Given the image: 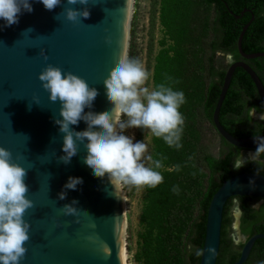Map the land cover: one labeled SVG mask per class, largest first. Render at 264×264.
Here are the masks:
<instances>
[{"label":"water","instance_id":"obj_1","mask_svg":"<svg viewBox=\"0 0 264 264\" xmlns=\"http://www.w3.org/2000/svg\"><path fill=\"white\" fill-rule=\"evenodd\" d=\"M30 2L33 11L22 12L17 24L5 27V21L0 19V147L12 153V162L28 169L24 182L29 189L27 198L34 205L24 215L30 225V239L24 245L27 252L19 264H123L119 223L123 216L117 211L112 185L107 176L95 177L83 162L87 155L83 144L70 163L59 161L64 155L63 133L54 120L62 119L60 104L49 101L38 74L47 65H53L62 72L79 76L99 93L93 107L85 108L84 112L109 111L113 105L107 99L102 81L120 57H127L130 0H89L87 5H67V0H61L52 11L46 10L38 0ZM65 7L78 11L87 8L90 16L81 18V22L67 21L61 14ZM247 27L248 23L242 26L236 39V51L242 60L228 63L211 113L218 136L240 153H254L256 137L264 138V135L235 138L221 127L218 113L231 76L240 68L250 79L262 109L259 113L264 115L262 84L243 62L264 58V52H242L241 38ZM106 37L110 43L105 42ZM41 49L47 59L40 55ZM70 127L84 131L87 124L81 120ZM69 177H79L83 183L76 190L64 189ZM62 191L67 193L63 200L58 199ZM235 197L264 200V176L240 173L223 181L213 193L206 211L198 264H215L223 206ZM73 200L78 202L74 206L79 215H64L61 207ZM258 239L264 240V234L241 236L243 244L232 264H243Z\"/></svg>","mask_w":264,"mask_h":264},{"label":"trees","instance_id":"obj_2","mask_svg":"<svg viewBox=\"0 0 264 264\" xmlns=\"http://www.w3.org/2000/svg\"><path fill=\"white\" fill-rule=\"evenodd\" d=\"M157 6L159 25L170 44L159 43L152 68V87L166 83L184 93L186 102L179 111L185 123L179 149L170 148L151 134V156L162 160L163 167L156 170L164 179L155 188L144 187L145 203L139 218L144 231L139 236L140 249L135 259L138 264H198L206 211L213 193L223 181L237 174L248 172L264 176L262 162H248L238 170L233 167L240 150L223 141L211 122L224 74L213 67L212 56L220 52L231 54L233 60L240 58L236 39L247 23L241 38L242 52H264V0H157ZM127 57L132 59L130 44ZM247 64L264 90V58L247 60ZM252 109L262 111L250 79L236 68L221 103L218 122L238 139L262 136L264 121H252L249 116ZM204 124L219 140L216 157L201 142ZM176 165L180 166L179 171L175 170ZM174 186L179 188V194L173 192ZM232 199L223 206L215 264H232L239 255L233 252L226 260L222 258L230 246L225 228L230 222L227 214ZM234 199L242 210L241 234L264 230V204L255 211L249 208L255 199ZM255 217L262 222L256 223L254 231H248L244 225ZM261 262H264V240L258 239L243 264Z\"/></svg>","mask_w":264,"mask_h":264},{"label":"clouds","instance_id":"obj_3","mask_svg":"<svg viewBox=\"0 0 264 264\" xmlns=\"http://www.w3.org/2000/svg\"><path fill=\"white\" fill-rule=\"evenodd\" d=\"M38 2L46 10L52 11L60 5L61 0ZM88 3L89 0H67V5ZM32 11L30 0H0V19L5 21V27L17 24L22 12ZM61 14L73 23L90 16L87 8L78 11L73 7H65ZM105 42L110 43V40L106 37ZM40 55L47 59L43 49ZM227 58L229 62L233 59L231 54ZM148 77L149 73L139 60L120 57L102 81L107 99L113 107L101 113H85V108L93 107L98 90L71 72H62L58 67L47 65L38 74V80L48 92L49 101L60 104L59 116L62 119L54 120L63 133L61 150L64 155L58 158L59 161L70 163L79 145L83 144L87 151L83 162L95 177L107 176L117 195L124 187L155 188L161 184L164 178L156 169L163 167L162 160L145 156L147 144L144 141L134 143L130 136L123 133L129 128L148 130L170 148H181L185 121L179 109L186 100L182 91L174 90L166 83L155 85L150 90L145 86ZM81 120L87 124V129L74 131L70 126L77 125ZM256 143L254 153L247 158L241 154L236 158L233 163L235 169L264 156V138L256 137ZM145 160L150 162L148 166ZM179 168V165L175 166L176 171ZM27 174L28 169L12 162V153L0 147V264H19L27 252L24 245L30 239V225L24 220V215L34 206L27 198L29 189L24 182ZM82 183L79 177H69L63 187L76 190L77 185ZM172 190L179 194L177 186ZM66 195L62 191L58 193V199L63 200ZM77 203L73 200L71 204L61 207V211L66 216H78V208L74 206ZM236 214L241 215L242 210L237 208Z\"/></svg>","mask_w":264,"mask_h":264},{"label":"rangeland","instance_id":"obj_4","mask_svg":"<svg viewBox=\"0 0 264 264\" xmlns=\"http://www.w3.org/2000/svg\"><path fill=\"white\" fill-rule=\"evenodd\" d=\"M132 8L129 27V31L132 28V34L131 36L129 35L128 45L130 44L131 46L132 59L139 60L145 70L149 73L145 86L151 90L153 88L151 81L152 68L154 64V57L160 49L159 43L164 42L165 45H168L170 42L166 39L158 22L157 0H133ZM227 55L228 54L220 52L214 53L212 56V65L216 70L224 71L227 68L229 63ZM123 134L130 136L134 143L144 141L148 146L145 156L152 154L150 131L142 130L140 128H129L126 129ZM201 134L202 144L208 148V151L212 156L216 157L219 152V140L217 136L208 128L206 124L201 127ZM243 155L246 156V152ZM144 162L146 166L150 164L147 160ZM258 162L264 163V160H259ZM121 197L123 199L122 201H124V246L127 255V264H138L135 257L138 256L140 249L139 236L144 231V225L140 223L139 218L145 203V188L124 187L121 190ZM234 206V201H231L227 214L230 222L225 228L226 238L230 240V246L228 251L222 255L223 260L228 258L229 253L239 252V246L235 245L236 242L234 244L231 240V237L235 234L233 229L237 219ZM233 240H235V238Z\"/></svg>","mask_w":264,"mask_h":264},{"label":"flooded vegetation","instance_id":"obj_5","mask_svg":"<svg viewBox=\"0 0 264 264\" xmlns=\"http://www.w3.org/2000/svg\"><path fill=\"white\" fill-rule=\"evenodd\" d=\"M242 59L241 58H238V59H235V60H233L232 59V61H241ZM243 62H245L246 64H247V60H243ZM248 65V64H247ZM251 111H254V112H257V113H259V112H261V111H256V110H254V109H252V110H250L249 111V114H250V112ZM250 116V115H249ZM252 117V116H251ZM250 117V118H251ZM251 120H252V118H251ZM252 121H257V120H252ZM259 121H261V120H259ZM245 152H243V153H241V155L242 156H244L243 154H244ZM245 157V156H244ZM259 160L260 161H263L264 159H262V158H259ZM234 199V198H233ZM235 202H236V200H235ZM236 204H237V202H236ZM263 204H264V200H257V199H255L254 201H252V202H250V205H249V208L251 209V210H255V211H259L260 209H261V207L263 206ZM237 207H238V205H237ZM235 210H236V208H234ZM240 217H241V215H238V218L236 219V224H235V227H234V231H235V234H234V238H235V240H234V242H236V243H239V244H237V246H240L239 247V251H240V249H241V245L243 244V243H241L242 241H241V236H243L244 238H249V237H251V236H253V235H255V234H264V230H257L254 234H249V235H247V234H245V235H243V234H241V231H240ZM259 220V221H258ZM238 221V222H237ZM262 222V219H258V217H255V218H251L250 220H248V223H246V225H244L245 227L244 228H246V229H248V231H251V230H253L254 231V228H255V226H256V223H261ZM264 222V221H263ZM238 231H239V233H238ZM239 234V235H238ZM241 235V236H240ZM255 243V242H254ZM253 243V244H254ZM235 244V243H234ZM253 246V245H252ZM239 253V252H238Z\"/></svg>","mask_w":264,"mask_h":264},{"label":"bare ground","instance_id":"obj_6","mask_svg":"<svg viewBox=\"0 0 264 264\" xmlns=\"http://www.w3.org/2000/svg\"><path fill=\"white\" fill-rule=\"evenodd\" d=\"M132 5H133V0H130L129 2V8H128V14H127V20H129V24H130V21H131V14H132ZM126 24H127V21H126ZM129 31V29H128ZM126 37V35H125ZM127 42H128V39H127ZM251 116L253 119L255 120H261L263 121L264 120V115L261 113H256V112H252L251 113ZM251 154V152H246V156L245 158H247L249 155ZM112 189H113V186H112ZM113 195L114 197L117 199V202H116V208H117V211L119 213L122 214L123 218L119 219V223H120V231H121V238H122V246H123V264H127V255H126V252H125V242H124V236H125V219H124V205H123V202L122 201V197H121V191L119 192V194L117 195L115 192H114V189H113ZM236 218H238V215L236 214ZM238 222V221H237Z\"/></svg>","mask_w":264,"mask_h":264},{"label":"built area","instance_id":"obj_7","mask_svg":"<svg viewBox=\"0 0 264 264\" xmlns=\"http://www.w3.org/2000/svg\"><path fill=\"white\" fill-rule=\"evenodd\" d=\"M232 201H234V203H235V206H234V207L237 209L238 207H237V204H236V202H235V199H232ZM233 239H234V235L231 237V240L234 242ZM234 243H235V242H234Z\"/></svg>","mask_w":264,"mask_h":264}]
</instances>
